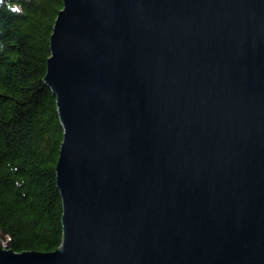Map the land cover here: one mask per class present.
Returning <instances> with one entry per match:
<instances>
[{"label":"water","instance_id":"95a60500","mask_svg":"<svg viewBox=\"0 0 264 264\" xmlns=\"http://www.w3.org/2000/svg\"><path fill=\"white\" fill-rule=\"evenodd\" d=\"M49 49L61 243L0 264H264V0H62Z\"/></svg>","mask_w":264,"mask_h":264},{"label":"trees","instance_id":"16d2710c","mask_svg":"<svg viewBox=\"0 0 264 264\" xmlns=\"http://www.w3.org/2000/svg\"><path fill=\"white\" fill-rule=\"evenodd\" d=\"M61 8L62 0H0V239L14 251H51L62 238V127L43 82Z\"/></svg>","mask_w":264,"mask_h":264},{"label":"built area","instance_id":"2783aa9c","mask_svg":"<svg viewBox=\"0 0 264 264\" xmlns=\"http://www.w3.org/2000/svg\"><path fill=\"white\" fill-rule=\"evenodd\" d=\"M4 245H6V242L5 241H2V245L1 246H4Z\"/></svg>","mask_w":264,"mask_h":264},{"label":"rangeland","instance_id":"374dc122","mask_svg":"<svg viewBox=\"0 0 264 264\" xmlns=\"http://www.w3.org/2000/svg\"><path fill=\"white\" fill-rule=\"evenodd\" d=\"M0 245H2V241H1V239H0Z\"/></svg>","mask_w":264,"mask_h":264},{"label":"bare ground","instance_id":"6f19581e","mask_svg":"<svg viewBox=\"0 0 264 264\" xmlns=\"http://www.w3.org/2000/svg\"><path fill=\"white\" fill-rule=\"evenodd\" d=\"M3 247H7V245H4ZM8 248V247H7Z\"/></svg>","mask_w":264,"mask_h":264}]
</instances>
